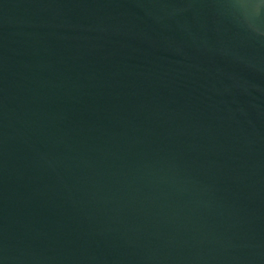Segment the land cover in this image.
I'll use <instances>...</instances> for the list:
<instances>
[{"label":"water","instance_id":"95a60500","mask_svg":"<svg viewBox=\"0 0 264 264\" xmlns=\"http://www.w3.org/2000/svg\"><path fill=\"white\" fill-rule=\"evenodd\" d=\"M0 264H264V0H0Z\"/></svg>","mask_w":264,"mask_h":264}]
</instances>
